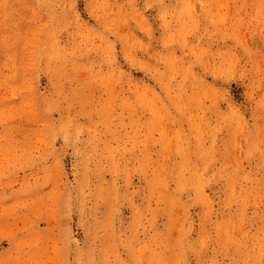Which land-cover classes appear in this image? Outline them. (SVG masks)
I'll return each instance as SVG.
<instances>
[{
    "label": "rangeland",
    "instance_id": "374dc122",
    "mask_svg": "<svg viewBox=\"0 0 264 264\" xmlns=\"http://www.w3.org/2000/svg\"><path fill=\"white\" fill-rule=\"evenodd\" d=\"M0 264H264V0H0Z\"/></svg>",
    "mask_w": 264,
    "mask_h": 264
}]
</instances>
